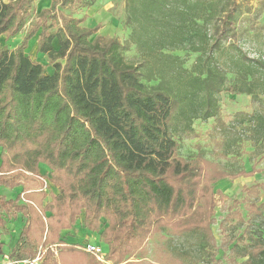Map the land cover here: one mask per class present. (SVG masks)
I'll list each match as a JSON object with an SVG mask.
<instances>
[{
  "label": "trees",
  "instance_id": "trees-1",
  "mask_svg": "<svg viewBox=\"0 0 264 264\" xmlns=\"http://www.w3.org/2000/svg\"><path fill=\"white\" fill-rule=\"evenodd\" d=\"M34 1L0 0V35H17ZM91 5L51 0L15 48L0 47V187H21L14 198L0 195V229L18 213L24 218L8 257L30 259L41 248L39 264H96L61 237L83 213L84 228L99 232L103 255L114 264H186L163 244L153 248V261L145 257L150 239L188 235L213 258L215 184L255 175L264 159V57L239 45L247 32L239 22L252 17V8L240 0H124L122 24L130 32L123 43L91 40L100 24L84 27L61 14ZM36 34L46 64L25 53ZM130 45L139 59L125 58ZM180 50L197 54L191 69L174 53ZM222 92L249 95L257 107L224 121ZM210 118L223 157L244 142L252 147L249 170L228 171L201 150L180 155L193 121ZM44 178L56 193H46ZM263 189L247 188L248 220L264 211V201L256 204ZM230 245V264H264L262 234L231 237ZM134 256L141 260H129Z\"/></svg>",
  "mask_w": 264,
  "mask_h": 264
},
{
  "label": "rangeland",
  "instance_id": "rangeland-1",
  "mask_svg": "<svg viewBox=\"0 0 264 264\" xmlns=\"http://www.w3.org/2000/svg\"><path fill=\"white\" fill-rule=\"evenodd\" d=\"M91 1L92 5L88 7H67L63 8L61 14L64 16H75L80 19V24L84 27H94L100 24V28L97 33L91 35L90 39L93 40L96 37L101 41L116 37L119 41L127 43L129 38V28L122 24L124 18V0H87ZM245 6L252 8L250 19H246L247 14L242 15V20L239 22L240 30L244 29L245 32L243 36L239 37V45L242 46L243 50L251 57L261 55L264 57V5H260L259 2L255 0H240ZM51 3V2H50ZM50 3L45 6H41L39 3L37 8L40 10L50 6ZM36 8L33 7L26 15L25 29L29 27L36 20ZM36 37V36H35ZM34 38V37H33ZM33 38L28 41V47L25 53L31 58L39 61L42 64L47 63L46 56L42 53H37L32 50ZM17 35L6 38L3 37L0 40V47H6L8 49L15 48L20 43ZM185 59L184 66L187 69H191L196 53L180 50L174 52ZM140 55L136 52L133 45H130L129 49L125 51V58L129 61L139 59ZM53 68L51 65H47L46 72H52ZM264 100V95H262ZM218 104L220 106L221 117L224 121L229 122L235 112H251L257 106L252 102L251 97L245 94H230L227 92H222L219 94ZM212 124L213 119L201 120L195 119L192 123V133L190 136H182L180 139L179 153L183 157H190L198 150H201L205 157L211 161L220 163L228 171H236L240 168L250 169L252 164V147H250L247 142L239 145L238 147H233L232 152L227 154V157H223L220 153L218 145L213 142L212 138ZM234 154L240 156L241 160L234 159ZM251 160V161H250ZM259 172L251 177H239L236 179H222L215 184L214 187V198H215V213L214 217L216 219L215 224L212 225V231L216 239V245L211 252L213 258L207 254L206 249L201 246L200 242L195 236H183V237H166L163 242L161 239L155 238L150 239L147 242L149 247V252L145 257V260L153 261V252L158 244H163L170 252L178 254L181 258L186 261V264H230V254L229 248L226 249L225 244L229 241L231 237L238 238L243 235L244 238L248 239V235L251 234H262L264 236V211L262 215L256 217L255 219L248 220L251 212L249 201L250 199L246 196L247 188L253 184H264V159H261L257 165ZM40 171V169H39ZM48 172V173H47ZM47 172L42 171V173L50 177V169ZM44 183L46 188L44 189L46 193H51V184L47 179L44 178ZM44 184V185H45ZM2 188V187H1ZM57 189V187H56ZM264 201V189L259 193V200L257 205ZM84 214H80L78 217L79 222H83ZM82 225V224H81ZM80 228V229H78ZM83 229V226L77 227L75 229V235L73 233L65 234V238L69 235L73 237L76 236L78 230ZM79 242L84 239L90 238V240H98L99 246L104 247V251H107V247L102 242L99 237V232H94L90 230H82L79 234ZM94 243V242H93ZM234 243V242H233ZM232 243V244H233ZM154 248V249H153ZM80 249V248H78ZM43 250V249H42ZM81 250V249H80ZM153 250V251H152ZM53 257L58 256V250H52ZM96 264H114L113 261L107 260L104 256H95ZM9 258L8 256H6ZM148 258V259H146ZM129 260L140 261L141 258L134 256ZM84 262L89 263L86 259ZM146 264V262L141 263Z\"/></svg>",
  "mask_w": 264,
  "mask_h": 264
},
{
  "label": "crops",
  "instance_id": "crops-1",
  "mask_svg": "<svg viewBox=\"0 0 264 264\" xmlns=\"http://www.w3.org/2000/svg\"><path fill=\"white\" fill-rule=\"evenodd\" d=\"M9 1L10 0H3V2H9ZM50 2H51V0H35L33 6L36 8V13L39 12V9L37 8L38 3L41 6H45V5L48 6V4ZM27 30L28 29H25V25H24V27L22 28V30L17 34L18 38L19 39L22 38L23 35L25 34V32ZM35 36H34V38L32 37L33 40H34L33 41L34 43L32 45V50H34L36 52V49H37V43H36L37 34ZM3 37H5V36L3 34H1L0 35V40ZM39 169H40V173H42V171L47 172L48 167L46 165H42V166H40ZM42 174H44V173H42ZM51 188H52L51 189V192H53V193H56L57 192L56 187H54L53 185H51ZM20 192H21V187H16V188H13V189L5 188V187H2L1 188L0 187V195H4L6 198H14ZM47 194H49V193H47ZM49 199H50V197L47 195V197L44 199V202L46 200H49ZM23 224H24V218H23V216H22L21 213H18L15 219H12V220L7 221V223H6V230L5 231H2L0 229V231L2 232L1 233V236H0V240L2 242V250H3V254L0 255V260L7 258L6 256H8L9 253L11 252L13 246L16 244V242H17V240L19 238V234H20V231H21V228H22ZM81 226H83V222L82 221L79 222V220H77L75 226L72 229H67V230H63L62 231L61 237L64 239L65 242H68V243L83 244L82 241L79 242V238H80L79 234L82 232V230L85 229L84 226H83V229L78 230L76 236H74V237L72 236V235H75L74 234L75 233L74 232L75 229L77 227H81ZM78 229H80V228H78ZM70 232H72L73 234L72 235H69V236H67L65 238V234L70 233ZM98 238L99 237H97V239ZM84 241H86V242H92L90 240V238H88L86 240L84 239ZM93 242L98 244V240L93 241ZM84 244H85V242H84ZM43 251H45V249L42 250L41 248H39V250H37V252L35 253V255L38 252H40L41 254H43ZM17 260H29V259H17Z\"/></svg>",
  "mask_w": 264,
  "mask_h": 264
},
{
  "label": "built area",
  "instance_id": "built-area-1",
  "mask_svg": "<svg viewBox=\"0 0 264 264\" xmlns=\"http://www.w3.org/2000/svg\"><path fill=\"white\" fill-rule=\"evenodd\" d=\"M45 184V183H44ZM43 188H46V184L43 186ZM78 248L89 252L95 256H104L102 248L97 244L93 242H86L85 244H79ZM42 254L38 252L33 258L29 260H17V259H11V258H5L0 260V264H39L41 261Z\"/></svg>",
  "mask_w": 264,
  "mask_h": 264
}]
</instances>
